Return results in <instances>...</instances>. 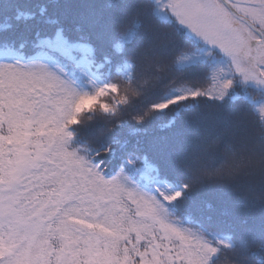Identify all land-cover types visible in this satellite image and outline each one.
I'll use <instances>...</instances> for the list:
<instances>
[{"label": "snow or ice", "instance_id": "6c2138e0", "mask_svg": "<svg viewBox=\"0 0 264 264\" xmlns=\"http://www.w3.org/2000/svg\"><path fill=\"white\" fill-rule=\"evenodd\" d=\"M257 130L264 0H0V264H264Z\"/></svg>", "mask_w": 264, "mask_h": 264}, {"label": "clouds", "instance_id": "9594fccd", "mask_svg": "<svg viewBox=\"0 0 264 264\" xmlns=\"http://www.w3.org/2000/svg\"><path fill=\"white\" fill-rule=\"evenodd\" d=\"M264 131H253L249 133V139L237 149V153L244 155L247 159L251 160V168L253 173H249L245 170H242L241 174L237 177L231 178L229 182H235L237 179H242L245 177H250L254 174L256 177L264 176ZM215 147H218L216 145ZM214 151V148H210ZM197 163H201L197 161ZM199 175V173H195Z\"/></svg>", "mask_w": 264, "mask_h": 264}, {"label": "trees", "instance_id": "16d2710c", "mask_svg": "<svg viewBox=\"0 0 264 264\" xmlns=\"http://www.w3.org/2000/svg\"><path fill=\"white\" fill-rule=\"evenodd\" d=\"M227 111L232 113L233 115L244 116L245 119L248 121H252L253 116L255 115V113H252L250 115L249 113L251 110L248 109L246 106H241L237 104L230 105ZM198 199L204 202L205 204H211L213 207H218L221 205L222 200H226L227 197H222L219 192L212 191L200 194Z\"/></svg>", "mask_w": 264, "mask_h": 264}]
</instances>
